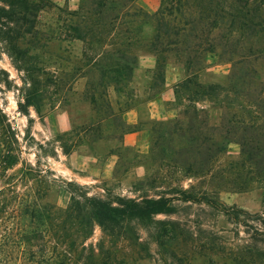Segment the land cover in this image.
I'll list each match as a JSON object with an SVG mask.
<instances>
[{
  "label": "rangeland",
  "instance_id": "1",
  "mask_svg": "<svg viewBox=\"0 0 264 264\" xmlns=\"http://www.w3.org/2000/svg\"><path fill=\"white\" fill-rule=\"evenodd\" d=\"M36 1L43 5L36 21L39 33L18 41L19 52H11L0 41V108L19 131L25 150L22 159L32 165L38 161V169L76 183L90 196L136 201L174 198L170 213L129 222L126 239L107 237L95 226L86 244L94 246L97 255L90 261L81 256L77 264H264V176L244 163L239 136L232 133L241 114L245 118L256 114L261 109L255 104L264 108V94L247 90L246 97L236 99L244 109L237 101L229 106L233 101L228 96L234 97L228 88L233 69L218 53H203L199 71H189L181 59L168 55L163 85L155 78L156 56L146 47L152 22L143 26L131 49L138 59L132 78L117 85L104 79V86H98L95 72L86 67L87 60L97 55L89 44L72 39L63 21L71 18L68 13L79 3L73 8L68 3ZM0 8H8L4 0ZM0 28L6 29L1 24ZM31 67L43 68L48 75L38 74L45 99L39 114L33 107L28 109L29 122L18 103L24 94L25 69ZM245 68L257 70L254 78L264 80V59ZM193 72V83H185ZM51 74L57 84L43 82ZM212 84L226 90L219 97L222 103L201 95ZM93 89L105 96L87 92ZM195 92H200L198 97ZM161 95L173 116L149 119L146 103ZM108 103L115 113L118 110L119 119L98 125L97 111L108 113ZM134 107L141 110L139 123L131 126L143 136L137 143L131 137L123 139L121 128V114ZM111 155L116 159L105 164ZM195 171L204 172L194 175ZM182 191L206 201H184ZM69 198L62 183L50 197L63 208Z\"/></svg>",
  "mask_w": 264,
  "mask_h": 264
},
{
  "label": "trees",
  "instance_id": "2",
  "mask_svg": "<svg viewBox=\"0 0 264 264\" xmlns=\"http://www.w3.org/2000/svg\"><path fill=\"white\" fill-rule=\"evenodd\" d=\"M4 2L8 8H0V24L6 29L0 28V41L5 42L11 52H19L18 41L39 33L36 21L43 5L36 0ZM68 14L71 18L63 21L70 37L89 44L97 55L87 60L86 67L95 72L98 86H104V79L117 85L132 78L138 59L131 49L143 32V26L152 22V36L146 47L156 56L155 78L163 85L168 55L181 59L189 71H199L203 53H218L233 69L228 88L234 97L228 96L233 101L229 106L237 101L244 109L236 99L246 97L247 90L264 94V80L254 78L257 70L245 68L264 59V0H159V7L152 14L138 6L137 0H80L78 9ZM215 31L221 32L214 35ZM25 71L27 78L18 110L30 122L28 109L33 107L39 114L45 99L38 74H48L43 68L31 67ZM196 72L183 81L192 84ZM57 81L52 74L43 80L55 84ZM223 91H226L224 87L212 84L206 86L201 95L222 103L219 97ZM87 92L94 97L105 96L96 89ZM195 94L198 97L200 92ZM255 105V109L261 110L256 109V114L246 118L241 114L236 121L239 127L232 133L239 136L241 153L246 158L244 163H249L250 170H257L263 177L264 108ZM106 106L108 113L100 115L96 110L98 125L119 119L111 105ZM121 121L123 133L132 131L131 126ZM92 126L90 123L88 129ZM36 145L42 149L41 144ZM208 146V151L213 152L211 145ZM61 147L66 150L65 145ZM24 153L19 131L0 108V264H77L81 256L90 261L97 254L94 246L86 243L95 226L107 237L126 239L129 222L151 220L172 210L173 197L136 201L90 196L76 183L58 180L49 170L38 169V161L35 165L25 161ZM58 183L63 184L70 196L64 208L50 199ZM180 195L184 201H206L204 196L184 191ZM101 247L99 245L98 249Z\"/></svg>",
  "mask_w": 264,
  "mask_h": 264
},
{
  "label": "crops",
  "instance_id": "3",
  "mask_svg": "<svg viewBox=\"0 0 264 264\" xmlns=\"http://www.w3.org/2000/svg\"><path fill=\"white\" fill-rule=\"evenodd\" d=\"M52 1H54L58 5H64L68 3L70 7H73V8H76L79 3V0H52ZM137 5L143 8L148 13L152 14L157 11L159 7V0H137ZM152 63H153L152 64L153 66L154 65L153 60H152ZM145 107H147L148 109L147 113H148L149 119H168L173 116V111L169 110L167 106V100L162 95L155 99L149 100L146 103ZM115 111H116V114H119L118 110H115ZM140 113H141V110L139 108H135V107L129 108L121 114V117L126 125L134 127L139 123ZM129 137L134 138L137 143L143 136L141 135L140 131L136 130V131H131L126 134L124 133L123 139H128ZM135 144L126 143L125 145L135 146ZM112 158L116 159V157L111 155V157H108L106 159L105 164H107V161H109ZM116 161L117 160L113 161V166H112L111 173H110L111 175H112L113 168L115 166Z\"/></svg>",
  "mask_w": 264,
  "mask_h": 264
}]
</instances>
